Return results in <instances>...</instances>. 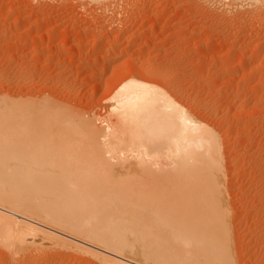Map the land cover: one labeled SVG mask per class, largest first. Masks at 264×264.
Listing matches in <instances>:
<instances>
[{
	"label": "bare ground",
	"instance_id": "bare-ground-1",
	"mask_svg": "<svg viewBox=\"0 0 264 264\" xmlns=\"http://www.w3.org/2000/svg\"><path fill=\"white\" fill-rule=\"evenodd\" d=\"M197 1L229 17L245 9L264 21L258 0ZM85 2L108 11L129 8L127 0ZM123 74L103 122L55 105L48 94L0 98V245L9 249L2 264L62 258L65 264H234L230 226L238 208L226 204L224 136L199 120L194 101L179 96L164 74L138 67ZM150 139L159 150L142 160L140 143ZM128 233L136 234V244L123 242ZM176 235L191 246L169 249L167 240ZM222 246L227 254H220Z\"/></svg>",
	"mask_w": 264,
	"mask_h": 264
},
{
	"label": "rangeland",
	"instance_id": "rangeland-1",
	"mask_svg": "<svg viewBox=\"0 0 264 264\" xmlns=\"http://www.w3.org/2000/svg\"><path fill=\"white\" fill-rule=\"evenodd\" d=\"M80 1L0 0V98L40 99L48 94L59 107L72 106L102 120L113 105L117 77L137 67L164 74L179 96L194 101L196 108L191 110L199 120L214 128L220 139L224 136L220 141L226 145V204L238 208L230 226L234 264H264V64L257 67L264 63V21L260 15L241 9L231 11L229 17V12L197 0H142L136 6H129L127 0V11L103 10ZM118 36L122 40L117 45ZM258 46L261 49L255 52ZM239 248L244 249L242 259ZM0 250L2 264L9 249L0 245ZM73 263L97 264L93 259Z\"/></svg>",
	"mask_w": 264,
	"mask_h": 264
},
{
	"label": "snow or ice",
	"instance_id": "snow-or-ice-1",
	"mask_svg": "<svg viewBox=\"0 0 264 264\" xmlns=\"http://www.w3.org/2000/svg\"><path fill=\"white\" fill-rule=\"evenodd\" d=\"M261 5H264V0H258ZM139 87H145L143 84L138 85ZM122 90V89H121ZM115 103V101H113ZM110 131V129H108ZM159 143L155 139L142 140L139 146L140 159L142 160H152L155 153L159 150ZM159 167V165H156ZM123 242L126 245H134L137 242V237L135 233H128L123 237ZM191 246V241L188 240L183 235H176L174 238L167 240V247L176 251H184ZM228 249L226 246H222L220 249V254H227ZM153 264H168L166 261L153 262ZM192 264H197L193 261ZM198 264H231V261L225 259H217L213 261H200Z\"/></svg>",
	"mask_w": 264,
	"mask_h": 264
}]
</instances>
